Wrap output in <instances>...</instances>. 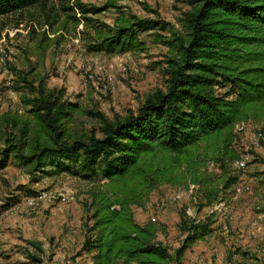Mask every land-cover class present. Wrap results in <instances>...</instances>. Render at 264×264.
<instances>
[{"label": "trees", "instance_id": "trees-1", "mask_svg": "<svg viewBox=\"0 0 264 264\" xmlns=\"http://www.w3.org/2000/svg\"><path fill=\"white\" fill-rule=\"evenodd\" d=\"M117 1L95 6L81 0H0V19L39 9L40 26L49 32L82 26L78 33L88 52H142L140 32L154 21L125 13ZM188 1L192 7L180 27L170 25L157 39L168 52L166 88L146 97L136 112L111 118L86 111L68 101L63 88L48 90L43 79L33 78L28 85L36 96L25 100L26 115H0V170L13 157L29 174L67 172L94 182L79 253L89 264H182L186 249L214 231L215 211L199 219L181 210L183 238L172 255L159 239L164 225L138 223L134 207H145L162 184L193 186L198 212L226 202L240 179L234 169L241 157L233 146L236 126L264 123V0ZM108 7L117 10L112 24L97 17ZM85 114L99 125L84 129ZM210 163L220 172L208 171ZM257 210L264 223V193ZM238 252L261 263L247 250Z\"/></svg>", "mask_w": 264, "mask_h": 264}, {"label": "rangeland", "instance_id": "rangeland-1", "mask_svg": "<svg viewBox=\"0 0 264 264\" xmlns=\"http://www.w3.org/2000/svg\"><path fill=\"white\" fill-rule=\"evenodd\" d=\"M81 1L104 6L109 0ZM117 5L127 14L154 21L150 28L140 32V38L146 43L142 52L114 55L88 52L86 42L78 33L82 26L77 30L49 32L48 26H40L43 15L39 9L0 19V115H26L25 100L36 96L28 85L33 78L43 79L48 90L63 88L65 98L77 102L82 109L111 118L136 112L146 97L165 89L168 52L157 39L169 33L170 25L178 29L192 5L188 0H118ZM59 12L63 21L65 14ZM116 15L117 10L108 7L97 17L112 24ZM44 42L49 46L41 49ZM82 123L88 131L99 125L98 119L90 114L84 115ZM235 131L237 139L233 146L247 156V161L243 169L234 164L240 179L227 201L219 203V209L204 207L198 212L193 186L171 184H162L151 192L145 207H134L137 220L153 217L164 225L166 232H160L159 239L172 255L183 238L178 227L181 210L186 209L190 216L199 219L215 211L213 234L207 241H199L186 250L182 264H240L243 261L264 264L261 244L264 223L257 210L259 195L264 193V123H241ZM8 162L0 170V264H87L88 257L79 253L90 223L88 192L94 182L67 172L55 176L29 174L13 157ZM207 169L220 172L211 163ZM41 192L46 196L40 198ZM60 194L69 195L70 201L61 203L55 198ZM162 201L164 207H160ZM60 209H73L74 215L58 221L56 214ZM245 225L250 226L249 233ZM243 234L250 235L251 245L238 246L237 240ZM30 241L37 243L42 251L29 244ZM248 248L252 255H259L261 263L243 260L238 251Z\"/></svg>", "mask_w": 264, "mask_h": 264}, {"label": "crops", "instance_id": "crops-1", "mask_svg": "<svg viewBox=\"0 0 264 264\" xmlns=\"http://www.w3.org/2000/svg\"><path fill=\"white\" fill-rule=\"evenodd\" d=\"M263 193H261L260 195H259V198L261 197V195H262ZM53 209H56V208H53ZM257 209H258V206H257ZM261 216H263V214H261V213H259ZM72 215H74V212H73V209L71 210V209H60L59 210V212H57V214H56V217H58V221H61L62 222V220H67V219H71L72 218ZM152 219L151 220H154V218L153 217H151ZM263 218V217H262ZM137 220V219H136ZM149 221V219L148 220H144V221H140V220H137V222L138 223H140V224H145V223H147ZM248 223H250V222H247V223H245V224H248ZM244 228H249L248 229V233H249V231H251V229H250V226H248V225H245L244 226ZM261 229H264V227H261ZM215 230V229H214ZM214 232V231H213ZM213 232H212V234H213ZM212 234H210V236L212 235ZM210 236H208L205 240H199V241H207L208 240V238L210 237ZM248 238H251L250 237V235H248V237L246 236V235H242L241 236V239H239V240H237V242L238 243H240L238 246H241V244H252V242L251 243H249V239ZM84 241V240H83ZM199 241H197V242H199ZM197 242H195V243H193L189 248H187L186 250H189V249H191ZM83 243V242H82ZM261 244H263L264 245V239H263V241H262V243ZM82 245V244H81ZM249 249V250H248ZM248 249H246L247 251H249V252H251L250 250V248H248ZM245 250V249H244ZM254 256H256V257H259V255L258 254H255ZM183 258H184V256H183ZM86 261H87V264H89V259L87 258L86 259Z\"/></svg>", "mask_w": 264, "mask_h": 264}, {"label": "built area", "instance_id": "built-area-1", "mask_svg": "<svg viewBox=\"0 0 264 264\" xmlns=\"http://www.w3.org/2000/svg\"><path fill=\"white\" fill-rule=\"evenodd\" d=\"M246 161H247V156L246 155H241V157L239 158V160H237L236 162H235V164H236V166L238 167V169H243L244 167H245V165H246ZM211 166H214V164H212L211 163ZM46 195H45V193L44 192H41L40 194H39V197L40 198H43V197H45ZM53 198H54V196H53ZM55 198H57L61 203H67V202H69L70 201V199H71V197L69 196V195H66V194H60V195H58L57 197H55ZM219 203L218 204H215L214 205V208L215 209H219ZM165 206V202L164 201H162L161 203H160V207H164ZM225 233H227L228 232V229L227 228H225V231H224Z\"/></svg>", "mask_w": 264, "mask_h": 264}]
</instances>
